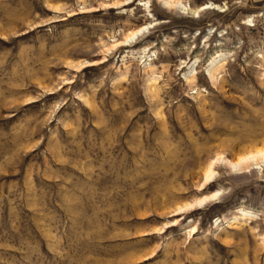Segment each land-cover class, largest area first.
Listing matches in <instances>:
<instances>
[{"label": "rangeland", "instance_id": "rangeland-1", "mask_svg": "<svg viewBox=\"0 0 264 264\" xmlns=\"http://www.w3.org/2000/svg\"><path fill=\"white\" fill-rule=\"evenodd\" d=\"M180 2L0 0V264H264V0Z\"/></svg>", "mask_w": 264, "mask_h": 264}, {"label": "bare ground", "instance_id": "bare-ground-1", "mask_svg": "<svg viewBox=\"0 0 264 264\" xmlns=\"http://www.w3.org/2000/svg\"><path fill=\"white\" fill-rule=\"evenodd\" d=\"M162 2L166 6H175V7L179 8V9H183V11L185 10L187 12H188V10H190V12L192 11L195 14L196 13L198 14L200 11H203L205 9H215V8H217V7H215L216 5L215 6L213 4L210 5L209 3H207L205 5H202V6L198 7V8H196V9H191L190 7H187V5L182 4V2H180V0H162ZM245 24H247V21H246ZM148 28H149V26H143V27L138 28L135 31L131 32L129 34V36L127 37V41L135 38L137 35L143 33ZM224 161H225V159H224ZM226 162L228 164H230L235 170H240L241 167H242L241 165H244V164H247L248 165V164L255 163V165H258V164L260 165V163H262L263 166H264V146L263 147H259V148L255 149L254 151H251V152H249L247 154H244V155L240 156L236 160H226ZM261 168H263L262 165H261ZM212 173H213L212 172V169H209L208 172H207V174H206L207 180L209 178L213 177L212 176ZM219 194L220 193L217 192V193L212 194L211 196H207V198L208 197H215V196H218ZM206 201H207V199L205 198V199H203L200 202H203L204 203ZM243 215H245V216H251L252 215V212L251 211H244L243 212Z\"/></svg>", "mask_w": 264, "mask_h": 264}]
</instances>
